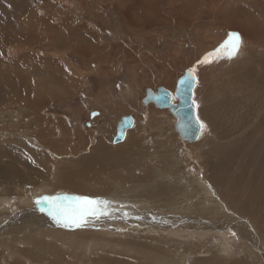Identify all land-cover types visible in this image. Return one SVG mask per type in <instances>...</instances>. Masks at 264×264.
I'll use <instances>...</instances> for the list:
<instances>
[{"label":"rangeland","instance_id":"rangeland-1","mask_svg":"<svg viewBox=\"0 0 264 264\" xmlns=\"http://www.w3.org/2000/svg\"><path fill=\"white\" fill-rule=\"evenodd\" d=\"M38 1L0 0V26L14 30L30 21L49 35L23 49L17 42L0 45V169L8 174L0 183V264H264L258 226L264 216H240L220 195L227 198L230 187L238 211L242 200L264 205V39L245 41L221 16L235 17L247 0H205L214 16L208 8L189 15L188 0H52L53 6ZM248 1L243 15L255 16L262 37L264 0ZM257 3L261 8L253 10ZM231 33L242 41L234 56L246 51L243 45L249 51L229 62L223 54ZM83 38L94 45L89 53L76 50ZM57 39L74 46L61 49ZM193 69L202 132L196 142L185 143L169 109L142 101L149 89L175 93L177 80ZM123 116L135 124L114 144ZM102 144L108 150L131 148L128 160H108V168L138 179L123 184L101 172L94 180L101 182L79 183L101 194L50 191L55 184L64 187L66 175L78 173L89 158L101 160L96 154ZM16 152L29 155V169ZM12 173L32 176L23 184ZM212 177L223 180V192ZM20 192L29 202L22 204ZM44 196L107 201L109 215H87L82 227L65 228L48 215L47 205L36 206ZM59 203L63 210L79 207L71 199ZM23 222L32 226L15 229ZM240 227L252 238H240ZM45 231L68 234L51 239Z\"/></svg>","mask_w":264,"mask_h":264},{"label":"bare ground","instance_id":"bare-ground-1","mask_svg":"<svg viewBox=\"0 0 264 264\" xmlns=\"http://www.w3.org/2000/svg\"><path fill=\"white\" fill-rule=\"evenodd\" d=\"M34 1H38V0H34ZM51 2H52V0H50ZM49 0H39L38 2L41 4V5H47V6H53L54 4H53V2L51 3ZM186 0H180V2H181V5L182 4H184V2H185ZM188 1H190V2H192V6H190V7H187L186 5V7H187V11H185V12H189L190 14L189 15H192L193 14V12H195V14L196 13H199V12H206L207 11V8H208V6H209V4L207 5V4H205V6H203L204 5V3H206L205 2V0H188ZM153 2V1H152ZM217 2V1H216ZM188 3V2H187ZM186 3V4H187ZM241 3V2H240ZM244 3V2H243ZM251 3L252 2H249L248 0H247V3L245 4H243L242 5V7H241V9L239 10V12L237 13V15L235 16V17H232L231 16V14H229L228 16H226L227 14H222L221 13V16H222V18L226 21V22H229L230 21V23H228V25L227 26H229V30H232V31H236V30H240L242 33H243V35H244V37H245V41L247 40V39H251V40H260V39H264V35H262V37H261V30H260V28H258V25L260 24H258V21H257V19L255 18V16L254 15H252V17L250 16H247V15H243V12H245V10H246V7H250L251 6ZM156 4V3H155ZM236 4V3H235ZM242 4V3H241ZM190 5V4H189ZM215 5V4H214ZM221 5V4H220ZM229 5H230V3H229ZM234 5V4H233ZM241 6V5H240ZM146 7H148V6H146ZM186 7H184V8H186ZM206 7V8H205ZM219 7V6H218ZM238 7V6H237ZM230 8V7H229ZM228 8V9H229ZM233 8V7H232ZM261 8V4L260 5H258V3L257 4H253L252 5V9L253 10H256V9H260ZM263 8V7H262ZM209 10H211V11H213L214 9L212 8V6L211 7H209L208 8ZM221 9V8H220ZM234 9V8H233ZM139 10V9H138ZM143 11L145 10V9H142ZM148 10V9H147ZM185 9H183V11H184ZM146 11V10H145ZM223 11V10H222ZM243 11V12H242ZM135 12V11H134ZM141 12V11H140ZM224 12V11H223ZM228 12H230V11H228ZM261 12V11H260ZM29 13H31V12H29ZM217 13V12H216ZM226 13H227V11H226ZM231 13H232V11H231ZM235 13V12H234ZM252 13V12H251ZM263 13V12H262ZM33 14V13H32ZM143 14V13H142ZM194 14V15H195ZM246 14V13H245ZM249 14V13H248ZM256 14V13H255ZM34 15H37V14H34ZM33 15V16H34ZM133 15H134V13H133ZM139 15V14H138ZM160 15H162V14H160ZM188 15V16H189ZM199 15V14H198ZM197 15V16H198ZM212 15L214 16L215 15V13H214V11L212 12ZM251 15V14H250ZM260 15H261V13H260ZM263 15V14H262ZM143 16V15H142ZM141 16V17H142ZM196 16V17H197ZM140 17V16H139ZM146 17V16H145ZM155 17V16H154ZM156 17H157V21L156 22H162V19H161V17L159 16V14H158V12H156ZM193 17V16H192ZM212 17V16H211ZM27 18H29V17H27ZM35 18V17H34ZM153 18V17H152ZM23 19V18H22ZM179 19H181V20H185L186 18H185V16L183 17H181V18H179ZM187 19H188V17H187ZM215 19V18H214ZM14 20H16V19H14ZM18 20V19H17ZM36 20V19H35ZM150 20V19H149ZM153 20V19H152ZM151 20V21H152ZM138 22V21H137ZM144 22V21H143ZM163 22H166V19H163ZM137 24H139V23H137ZM147 24V23H146ZM4 25H6V24H4ZM144 25V24H143ZM155 25V24H154ZM7 26V25H6ZM6 26H0V45H2V44H4V43H13V42H17V47H20L21 49H23L24 47H32V46H36V45H39V44H41L42 42H44L46 39L48 40V36L49 35H46V34H44L43 32L46 30V27H44V26H41L40 24H38V23H31L30 21L29 22H18V25H17V27L15 28L14 27V30H12V29H10V28H8V27H6ZM142 26V25H141ZM178 27V26H177ZM49 28V27H48ZM50 30H51V28H49ZM260 30V31H259ZM247 31H249L248 33H247ZM253 32V34L254 35H252V32ZM263 34V33H262ZM80 35V34H79ZM77 36V35H76ZM247 36L248 37H250V38H247ZM59 39H60V37H59ZM63 39V38H62ZM79 39H77L76 41H78ZM80 40H81V38H80ZM55 42L57 43V45L58 46H60V48L61 49H63L62 47H64V45H66L67 44V42L66 43H63L62 42V40H58L57 39V41L55 40ZM69 42V41H68ZM79 43H76L75 44V47H77L76 48V50H78V51H84V52H86V51H89L91 48H94V45L92 44V46H91V48L90 49H87V42H89V41H86V38H83V41L80 43V41H78ZM253 42H255V41H253ZM91 43H92V41H91ZM74 43H73V41H71L70 43H68L67 44V46L68 47H71V46H74L73 45ZM96 44V43H95ZM8 46V45H7ZM20 49V50H21ZM1 54V53H0ZM4 54V56L5 55H7L8 56V52H4L3 53ZM240 55V54H239ZM224 56H227V54L226 55H224ZM34 58V57H33ZM237 58H238V56H237ZM228 59V58H227ZM231 59H233V58H231ZM236 59V58H235ZM233 61V60H232ZM232 61H229V62H232ZM2 63V62H1ZM50 64V63H49ZM2 65V64H1ZM0 65V66H1ZM11 66H12V64H10ZM52 65V64H51ZM195 74V73H194ZM59 79H61V77L59 76ZM177 81H179V80H177ZM196 84H197V78H196ZM195 88H196V85H195ZM195 88H194V91H193V99H194V96H195ZM176 89H177V87H176ZM12 90V89H11ZM3 90H1L0 89V101H3L4 99H3V96H2V92ZM167 91V90H166ZM158 92V91H157ZM168 93H170L171 94V96H172V103L174 102L173 101V99H174V97L178 100V98L175 96V93H176V91H175V93H171V92H169V91H167ZM14 93V92H13ZM155 93V92H154ZM51 94V93H50ZM49 94V95H50ZM146 94H147V92H146ZM51 96V95H50ZM147 96V95H146ZM56 98V97H55ZM145 98V97H144ZM143 98V99H144ZM175 100V99H174ZM50 101V100H49ZM9 104H12V103H14V102H12V99L10 100L9 99ZM193 102H194V100H193ZM21 104H23V103H21ZM149 104H154V103H149ZM149 104H147V105H149ZM174 105H177V104H179V100H178V103H173ZM23 105H25V106H27V105H30V104H23ZM155 105V104H154ZM194 105H195V102H194ZM38 105L36 104V107H37ZM23 107V106H22ZM158 109H160V108H158ZM167 109H169V108H167ZM25 110V109H24ZM170 110V109H169ZM23 111V109L21 110V112ZM27 111V110H26ZM170 112H171V110H170ZM22 113H24V112H22ZM195 113H196V117H197V112H196V105H195ZM12 116V115H11ZM25 116V115H24ZM22 117V116H21ZM40 118V117H39ZM122 118V117H121ZM176 119V118H175ZM197 119H198V117H197ZM121 120V119H120ZM199 120V119H198ZM176 122H177V120H175ZM176 122H175V125H176ZM118 123H119V121H118ZM118 123H117V126H118ZM200 123V122H199ZM134 124H135V121H134ZM134 126V125H133ZM200 127H201V132H202V126H201V124H200ZM133 128V127H132ZM131 129V128H130ZM130 129H127L126 130V135H127V131L128 130H130ZM175 129H176V126H175ZM117 130H118V127H117ZM177 131V130H176ZM177 133H178V131H177ZM116 134H117V132H116ZM201 134V133H200ZM178 135H179V133H178ZM116 136V135H115ZM181 135H179V137H180ZM200 137V136H199ZM115 138V137H114ZM125 138H126V136H125ZM180 139L182 140V141H184L185 143H190L189 141H185V140H183L181 137H180ZM125 140V139H124ZM114 141V140H113ZM4 142V141H3ZM17 142V141H16ZM5 143V142H4ZM114 143V142H113ZM122 143V142H121ZM20 144V143H19ZM3 145V144H2ZM6 145V144H5ZM22 145V144H21ZM21 145H19V148H20V146ZM4 146V145H3ZM11 146V145H10ZM23 146V145H22ZM102 147L100 148V151H99V153L98 154H96V155H99V156H101V160H92L91 161V158H89V160L90 161H85L84 163H86L87 165H84L83 166V168L77 173V171H76V173L74 174V172H71L70 174H68V175H66V178H65V183H64V187H61V186H58V185H56L55 184V186H56V188H54V189H50V191L51 192H58V191H63V192H65L66 190H71V191H73V190H77V192L78 191H80L79 193L80 194H82V195H88L89 194V192L91 193V195H97V194H101V193H103V191H101L100 190V192H99V190L98 189H93V188H88L87 186H85V187H83V186H81L79 183H81V182H83V181H86L87 182V184L88 183H94V182H101V180H98V181H94V180H97V178L99 177V174H101V172H104V173H106L107 175H109L110 177H111V179H114L115 181H117V182H119V183H123V182H125V184H127V183H129V180L130 179H134V180H137L138 178L136 177V176H128V175H125V174H122V172H119V173H117L116 171H117V169H116V171H115V169H112V168H108V164L109 163H107V161L108 160H111V161H117V160H123V161H126V160H128L129 158H130V154H131V148L130 149H127V150H125L126 148H122L120 151H118V150H108L105 146H104V144H102L101 145ZM2 147H0V149H1ZM8 148H10V147H8ZM18 148V149H19ZM14 149V148H13ZM13 149H9L10 151L11 150H13ZM21 150V149H20ZM27 150V149H26ZM1 151H3V150H1ZM15 151H17V150H15ZM15 151H12L13 153L15 152ZM18 152V151H17ZM16 152V156L18 157L19 156V160L21 161V162H23L24 163V165H25V168L27 167V166H29V165H31L32 166V163H31V160L29 159V155H24V154H22L23 156H20V154L19 153H17ZM3 153V152H2ZM12 153V154H13ZM96 153V152H95ZM5 154V153H4ZM11 154V155H12ZM15 154V153H14ZM9 154H7V156H8ZM4 156V155H3ZM6 156V155H5ZM14 157V156H13ZM8 158V157H7ZM1 159H3V158H1ZM6 161V160H5ZM14 162V161H13ZM17 163V162H16ZM34 163V162H33ZM2 167V166H1ZM4 167V166H3ZM24 167V166H23ZM124 167V169H128L130 166L129 165H125V166H123ZM32 168V167H31ZM27 169H29L28 167H27ZM3 170V169H2ZM1 169H0V183L2 182V178H5V176L6 175H8L6 172V175L4 174V171H2ZM21 170V169H20ZM78 170V169H77ZM31 172H34V170H33V168H32V170H31ZM11 173V172H10ZM30 173V172H29ZM41 173V172H40ZM25 174V173H24ZM35 174V173H34ZM12 176H13V178H14V181L15 182H18V183H20V182H22L23 184H25L26 182H28V181H30V179H31V174L29 175V174H25V176H24V178H19L18 177V175L15 173L14 175H13V173H12ZM103 176V175H102ZM147 176V175H146ZM141 177H145V174H142V176ZM10 178V177H9ZM38 179H45V177H44V175H39L38 177H37ZM213 178V182L215 183V185H216V187H218L219 185H221V181L223 182V180L221 179V178H219V179H215V177H212ZM59 181H60V179H58ZM102 181H104V180H102ZM196 181V186H199L198 185V182H200L199 181V179H196L195 180ZM205 181H207L206 183H208L209 181L208 180H205ZM61 182V181H60ZM212 182V181H211ZM165 183V182H164ZM210 183V182H209ZM109 184V183H108ZM124 184V183H123ZM166 184V183H165ZM164 184V185H165ZM211 184V183H210ZM21 185V184H20ZM52 185V184H51ZM109 185H115V184H109ZM213 185V184H212ZM54 186V185H53ZM52 186V187H53ZM204 186V185H203ZM6 187H7V185H6ZM6 187H4L3 189L4 190H7L8 191V189H6ZM224 187V186H223ZM223 187H222V185L221 186H219L218 188H219V190L218 191H220V192H223ZM228 187V186H227ZM163 188H165V187H163ZM169 188V187H168ZM191 188V187H190ZM196 188H198V187H196ZM115 189V188H114ZM117 189V188H116ZM170 189V188H169ZM231 188L229 187V196H227V198H225V196H224V194H220L221 196H222V198H224L225 200H226V202H228L227 204H229L230 205V208H233L234 210H235V212H238L237 214L238 215H240V216H245V215H249L250 217H254V216H256V218H257V216H264V205L263 206H261L262 204L261 203H259V202H257L256 200H253L252 199V202H254V203H252L251 201H247V200H245V201H241V202H243V204H241L242 206H241V208H239V211H238V208L236 207V205H238L237 204V200H238V195L237 194H233V191L232 190H230ZM113 190V189H112ZM138 190H139V187H138ZM70 191V192H71ZM140 191V190H139ZM201 191H204V189H201ZM207 192H209V191H207ZM47 193H48V191H47ZM156 193V191L154 190V187L152 188V189H150L149 190V194L152 196V195H154ZM22 193L20 192V197L22 198V200L23 201H25V202H23L22 201V204H24V203H26V202H29L27 199L28 198H26L24 195H21ZM25 194V193H24ZM47 195H52V194H47ZM59 196V195H58ZM215 196V195H214ZM139 199H141V197L139 198ZM27 200V201H26ZM203 200V199H202ZM2 201V200H1ZM140 201V200H139ZM65 202V201H64ZM136 202H138V200H136ZM142 202V201H141ZM248 203H252L253 205L252 206H250V205H248ZM21 204V203H20ZM146 204V203H145ZM155 204V203H154ZM181 204V203H180ZM4 205V204H3ZM156 206H159V205H156ZM183 207H184V205H183ZM198 208V210L199 209H201V208H205V207H203V206H201V207H197ZM253 208H255V210H253L252 211V209ZM208 209H210V208H206L205 210H208ZM215 208H213L211 211H209V213H214L215 212ZM189 211H194L193 209L192 210H189ZM4 212V211H3ZM249 212H255V214L252 216L251 214H249ZM198 217L200 216V214L198 213V215H197ZM260 218V217H259ZM26 219H28V217H26ZM203 219H205V218H203ZM251 219V218H250ZM190 220V219H189ZM206 220V219H205ZM208 220V219H207ZM210 220V219H209ZM259 220V219H258ZM28 221V220H27ZM31 221V220H30ZM34 222V221H33ZM38 222H41L40 220H38ZM211 222V221H210ZM252 222H256L255 221V219L254 220H252ZM19 224H20V222H18ZM24 223V222H23ZM245 223V222H244ZM28 224V223H27ZM23 224V226H16L15 225V229H17V230H19V229H23V228H25V227H28V225H30V224ZM21 225V224H20ZM25 225H27V226H25ZM35 225H36V223H35ZM38 225H41V226H45L46 225V223H40V224H38ZM25 226V227H24ZM30 226H32V225H30ZM258 226H260V232H261V234H264V219L263 220H261V222L258 224ZM11 227V226H10ZM9 228V227H8ZM7 228V229H8ZM6 229V228H5ZM10 229V228H9ZM3 230V229H2ZM257 230V229H256ZM236 231H238V230H236ZM248 231V230H247ZM246 231V229L244 228H239V234H240V238H242V239H249V238H252V235H250L249 234V232H247ZM9 232H11L10 230H9ZM37 232V231H36ZM45 232H47V237L48 238H51V239H53V237H54V235H60L61 237H65L67 234H64V233H61V232H57V231H55V232H53V231H45ZM252 232V231H251ZM8 233V232H7ZM39 233V232H38ZM176 233H178V232H176ZM3 234V233H2ZM46 236V235H45ZM247 236H249V237H247ZM57 238V237H56ZM6 239V238H5ZM241 239V240H242Z\"/></svg>","mask_w":264,"mask_h":264},{"label":"water","instance_id":"water-1","mask_svg":"<svg viewBox=\"0 0 264 264\" xmlns=\"http://www.w3.org/2000/svg\"><path fill=\"white\" fill-rule=\"evenodd\" d=\"M191 70H186L184 75L179 78L175 96L179 100V104L174 105L172 103V96L164 88H159L154 93L150 89L147 90V96L143 99V104L154 103L157 108L171 110V113L176 118V130L180 137L194 143L199 139L201 133V127L199 120L196 117L195 105L193 102V91L196 85V75ZM189 81L186 85L182 84V81ZM134 125V119L132 116H123L118 123L117 134L114 138V144H119L124 141L126 136V130L132 128Z\"/></svg>","mask_w":264,"mask_h":264},{"label":"snow or ice","instance_id":"snow-or-ice-1","mask_svg":"<svg viewBox=\"0 0 264 264\" xmlns=\"http://www.w3.org/2000/svg\"><path fill=\"white\" fill-rule=\"evenodd\" d=\"M242 41L238 33H231L229 41L226 42L224 48L227 49V58L231 59L239 51ZM207 62V61H206ZM191 70L189 76L192 75ZM189 81H182V84H187ZM73 200L79 206L71 211L63 210V205L59 203L61 200ZM38 208L43 210L47 205L49 207L48 215L56 220L57 224L65 228H78L84 225V217L87 215H109V202L94 201L87 197H50L44 196L35 201ZM101 206H103L101 208Z\"/></svg>","mask_w":264,"mask_h":264},{"label":"crops","instance_id":"crops-1","mask_svg":"<svg viewBox=\"0 0 264 264\" xmlns=\"http://www.w3.org/2000/svg\"><path fill=\"white\" fill-rule=\"evenodd\" d=\"M93 37V36H92ZM247 40H249V39H247ZM254 41V40H253ZM247 45V44H246ZM91 46H92V43L91 42H87V49H90L91 48ZM242 49H244V50H246V51H243V53L245 52H248L249 50L248 49H246V46H244L243 45V48ZM241 49V50H242ZM87 53H89L90 51H86ZM241 53V52H240ZM243 53L241 54V55H238V57H240V56H242L243 55ZM225 54H226V52H225ZM87 55H90V54H87ZM223 56H224V54H223ZM235 58H237V56H233V59H230V61H232V60H234ZM116 135V134H115Z\"/></svg>","mask_w":264,"mask_h":264}]
</instances>
